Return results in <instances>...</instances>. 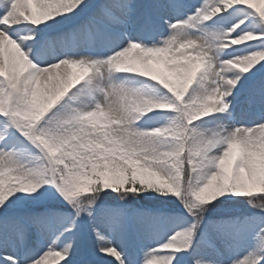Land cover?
Segmentation results:
<instances>
[{
    "label": "snow or ice",
    "instance_id": "snow-or-ice-1",
    "mask_svg": "<svg viewBox=\"0 0 264 264\" xmlns=\"http://www.w3.org/2000/svg\"><path fill=\"white\" fill-rule=\"evenodd\" d=\"M0 264H264V0H0Z\"/></svg>",
    "mask_w": 264,
    "mask_h": 264
},
{
    "label": "bare ground",
    "instance_id": "bare-ground-1",
    "mask_svg": "<svg viewBox=\"0 0 264 264\" xmlns=\"http://www.w3.org/2000/svg\"><path fill=\"white\" fill-rule=\"evenodd\" d=\"M240 105L241 106H248L249 103H248V97L247 96H242L240 101H239V108H240ZM254 106V105H253ZM240 109H238V112H239Z\"/></svg>",
    "mask_w": 264,
    "mask_h": 264
},
{
    "label": "rangeland",
    "instance_id": "rangeland-1",
    "mask_svg": "<svg viewBox=\"0 0 264 264\" xmlns=\"http://www.w3.org/2000/svg\"><path fill=\"white\" fill-rule=\"evenodd\" d=\"M250 105H248V106H245V107H240L239 109H240V111H249L250 110Z\"/></svg>",
    "mask_w": 264,
    "mask_h": 264
}]
</instances>
